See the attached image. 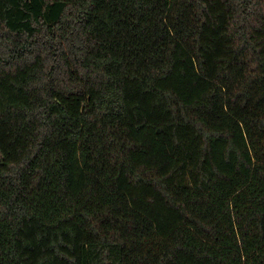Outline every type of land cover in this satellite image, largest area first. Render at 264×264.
Instances as JSON below:
<instances>
[{"label":"trees","instance_id":"trees-1","mask_svg":"<svg viewBox=\"0 0 264 264\" xmlns=\"http://www.w3.org/2000/svg\"><path fill=\"white\" fill-rule=\"evenodd\" d=\"M0 264H264V0H0Z\"/></svg>","mask_w":264,"mask_h":264}]
</instances>
